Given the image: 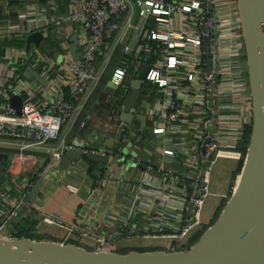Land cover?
Wrapping results in <instances>:
<instances>
[{"label": "built area", "instance_id": "1", "mask_svg": "<svg viewBox=\"0 0 264 264\" xmlns=\"http://www.w3.org/2000/svg\"><path fill=\"white\" fill-rule=\"evenodd\" d=\"M237 14L235 0H69L64 12L54 0L7 6L0 18V40H8L0 53V136L19 141L20 148L39 146L55 161L68 148L106 156V161L98 160L90 176L94 207L103 208L90 227L35 207L34 198L26 201L32 177L0 180V238L14 237L8 225L28 207L37 221L62 231L58 242L89 239L80 245L84 250L113 251L121 247L119 239L156 237L168 240L164 251L189 247L211 194L215 162L239 157L238 146L251 125ZM140 16L144 22L130 48L127 41ZM33 32L43 37L37 44L30 41L25 52V36ZM71 33L76 58L68 49ZM44 39L55 45L41 49ZM25 66L44 83L24 76ZM132 70L143 73L141 86L146 83L147 105L128 109L143 113L142 130L135 119L125 122L114 113L104 130L112 136L110 145L89 130L76 134L82 145L73 144L62 127L77 118L99 80L111 81L108 94L121 100ZM11 93L20 97V113L8 102ZM84 124L78 121L79 127ZM31 159L22 151L12 157L20 163ZM99 185L103 188H91Z\"/></svg>", "mask_w": 264, "mask_h": 264}, {"label": "water", "instance_id": "2", "mask_svg": "<svg viewBox=\"0 0 264 264\" xmlns=\"http://www.w3.org/2000/svg\"><path fill=\"white\" fill-rule=\"evenodd\" d=\"M235 2L250 90L251 125L242 178L216 219L189 247L174 251H89L50 240H35L29 237L0 238V264H264V0ZM142 23L143 17L140 16L137 27L132 30L127 41L128 47H133ZM52 35L53 33H50V36ZM42 37L39 32L27 34L24 39V51L27 52L30 41L37 44ZM75 47L76 36L71 33L68 49L72 58L78 56ZM27 59L28 57L26 61ZM23 74L44 83V79L29 66H25ZM141 83L140 78L129 79V90L121 100L107 96L109 102L114 101V113L118 118L125 122L135 119L138 131H141L144 125V115L141 111L132 113L128 109L135 105ZM111 90L112 83L107 81L101 88V93H111ZM8 102L16 113L21 112L19 95L11 93ZM108 122L111 123V119L106 121ZM83 127L80 126L79 135ZM90 127L95 130L91 131L93 135L99 132L102 142L110 145L112 136L105 133V126L90 123ZM73 159H81L93 166L98 160L106 161V156L68 148L58 161L48 159L26 194V201L33 200L34 189L50 167L59 165L60 168H65ZM3 166L0 165V172L4 171Z\"/></svg>", "mask_w": 264, "mask_h": 264}, {"label": "crops", "instance_id": "3", "mask_svg": "<svg viewBox=\"0 0 264 264\" xmlns=\"http://www.w3.org/2000/svg\"><path fill=\"white\" fill-rule=\"evenodd\" d=\"M25 0H0V18H2L3 13L7 6H19L21 2ZM50 3H53V0H45ZM58 4V10L61 12L66 11V5L69 0H54ZM94 91L90 93L88 96L92 95ZM101 92V90H100ZM105 96H109L110 94L104 93ZM87 97V100H88ZM97 102V97L94 98L93 105ZM81 116H84L85 118L89 119L94 125L95 118H92L91 114V107L89 106L86 110L83 108V110L79 113L77 118L75 120L70 119L67 124H65L62 127V132L68 130V138H75L76 134H78L77 123L80 120L79 118ZM112 117H109L105 120H110ZM83 120V119H82ZM97 126V125H96ZM21 144L17 140H11L8 139L6 136H0V165H4V171L0 173V180H3L4 183H6L7 180L12 179H19L18 181L22 182L26 179L33 178V181L38 176V174L43 169L45 163L49 159L47 157V154L43 151V149L39 146H26L20 148ZM22 151L28 156H32V159L28 162H17L13 161L12 157L14 153ZM225 159V160H233L230 158H224L220 157L217 159ZM217 161L214 164V167L212 169V174H214L215 169H217ZM38 165L36 169L33 165ZM60 168L59 165H56L55 167H50L40 179L38 185L36 186V193L34 194V200L33 205L35 207H40L45 211L52 212L58 216H60L63 219H74L75 217L77 219H80V224L82 226L90 227L95 221L96 218H101L103 215V208L98 206V209H96L94 206L96 205L93 201L97 197V194L90 193V176L94 172H91L89 177L84 178L83 174H75L79 170H83L82 168L73 167ZM28 171V172H27ZM35 173V174H34ZM75 174V175H74ZM213 178V176H212ZM65 183H69V185H72L76 187L75 191H70L69 188L66 186ZM210 183V191L211 194L207 197L202 210V218L201 221L204 222L205 219L208 217L211 209L212 203L215 200L214 197L217 196L218 191H220L217 186L211 185ZM65 193V196L59 195V192ZM221 193V192H219ZM69 194L68 196H66ZM103 197H105L104 194H102ZM100 198V196H99ZM80 206V207H79ZM79 207V208H78ZM95 210V212H93ZM21 216V213L13 217V220L18 219ZM36 219V218H35ZM8 231L11 234L12 233V225L11 221L8 225ZM34 236L32 239L35 240H50V241H60V238L62 236V231L52 225L47 223H42L35 221V224L33 225V231ZM13 236V235H12ZM70 240H73L74 246L80 248L81 244H88L90 242L87 238H73L69 237ZM142 238H133L130 240H122L119 239L117 243L120 244L121 247L118 248H125V247H148L146 249H156V250H162L164 245L162 244L161 240L163 238H153L155 241L147 240L148 242H144L140 240ZM143 242V243H140Z\"/></svg>", "mask_w": 264, "mask_h": 264}, {"label": "rangeland", "instance_id": "4", "mask_svg": "<svg viewBox=\"0 0 264 264\" xmlns=\"http://www.w3.org/2000/svg\"><path fill=\"white\" fill-rule=\"evenodd\" d=\"M143 20H144V18H143ZM136 23H137V21H136ZM240 36H241L240 41H241V45H242V52L244 53V45H243L241 32H240ZM48 45L54 46L55 44L52 41H50L49 39H44V40H42L40 42L39 47L41 49H43V46H48ZM119 48H120V46H119ZM119 52H120V50L118 49L117 53L119 54ZM116 56L117 55H115V57L113 58L111 64L113 62H115V60H117ZM245 67H246V64H245ZM136 107H138V104H136ZM83 120H84V117H83ZM93 122H95V124L97 126H102V127L107 124L106 122L99 121L98 119H95V121H93ZM84 123L85 124L83 125L84 127H83V130H82V133L86 132L88 130L92 131V132H95V130L89 128V124H90L89 119L85 118ZM110 126H111V124H108L106 127H110ZM77 127H79V126L77 125ZM79 129H80V127H79ZM101 139H102V136H101ZM248 140H249V137H248ZM71 142L73 144H76V145H82V139L81 138H77V139L71 138ZM247 144H248V141H247L246 145H244V142L242 141L240 146L244 145V151H242V149L240 150V155H239V157L237 159H233V160L219 159L217 161V169H215L214 174L211 175V182H212L211 185L217 186V188L220 191H218L217 196L214 197L215 200L213 201L214 203H212V205H211V209H210V213H209L208 217L205 219L204 222H201L200 226L197 229H195V231L192 234V236H190L191 237L190 242H189L190 244H192L199 237V235L202 233V231L210 223H212L216 219V217L218 216V214L221 212L222 208L224 207L227 199L230 197L231 193L233 192V190L235 188V185H236V181H237L238 175L240 174V172L242 170L241 167H242L243 160H244V157H245V154H246ZM129 152L131 154H134L133 150H129ZM33 166H35L34 169H36L38 165H36V163H35V165H33ZM73 167H77V168H82L83 167V170H79L75 174H77V173L78 174H83L84 178L89 177L90 173L94 172L95 169H97L96 166L95 167L94 166H90V165H88L87 163H85L82 160L76 161V163L72 166L71 169H73ZM212 176H213V178H212ZM19 179H15V180L18 181ZM91 188H103V186H101V187H100V185L98 187L91 186ZM219 192H221V193H219ZM59 195L65 196V193H63V191H62V192H59ZM68 195L69 194H67L66 196H68ZM23 211H26V210L22 207L16 213V215H18V213L20 214ZM60 240H61V238H60ZM67 240H68L67 242L73 243V240H70V239H67ZM140 240H142L144 242H148L147 240L155 241V239H140ZM161 242L164 245L165 243L168 242V240L167 239H162ZM140 243H143V242H140ZM146 248H148V247L146 246V247L116 248L115 250H113L111 252L123 253V252H126L128 250H136V251L156 250L154 248L153 249H146Z\"/></svg>", "mask_w": 264, "mask_h": 264}, {"label": "trees", "instance_id": "5", "mask_svg": "<svg viewBox=\"0 0 264 264\" xmlns=\"http://www.w3.org/2000/svg\"><path fill=\"white\" fill-rule=\"evenodd\" d=\"M4 43H8V40H4L1 39L0 40V53L2 51V46ZM116 63L113 62L111 64V66H114ZM131 77L134 78H140L143 79V73L141 71H135L132 70L131 72ZM105 78L106 77H102L99 82L97 87L95 88L94 92L92 93V95L90 96V98L88 97V100L86 101L85 105H84V109L86 110L89 106L92 107L94 98L97 96V94L100 92L101 88L103 87V85L105 84ZM128 79H126L125 83L128 84ZM146 87V83L143 82L140 90L141 93L144 92V88ZM84 116H81L79 119L82 120ZM78 124V123H77ZM249 132L250 129L248 128L245 135L243 136L242 141L244 142V145H246L247 141H248V137H249ZM242 143V142H241ZM244 145L242 146H238V149H242V151H244ZM213 173V172H212ZM210 183H211V177H210ZM26 211L21 212V216L16 219L11 221V225H12V233L11 235H13L14 237H29L32 238L34 236L33 231V225L35 224V215H34V210L28 207H23Z\"/></svg>", "mask_w": 264, "mask_h": 264}, {"label": "flooded vegetation", "instance_id": "6", "mask_svg": "<svg viewBox=\"0 0 264 264\" xmlns=\"http://www.w3.org/2000/svg\"><path fill=\"white\" fill-rule=\"evenodd\" d=\"M142 96L143 94L141 93V90H139V95L135 103H138L141 106H146L147 100L143 99ZM96 97L97 102L91 107L92 118L94 117L99 121L105 122L107 116L112 117L114 115L115 103L114 101L109 102L107 96H105V94H102L101 92H99Z\"/></svg>", "mask_w": 264, "mask_h": 264}, {"label": "bare ground", "instance_id": "7", "mask_svg": "<svg viewBox=\"0 0 264 264\" xmlns=\"http://www.w3.org/2000/svg\"><path fill=\"white\" fill-rule=\"evenodd\" d=\"M245 163H246V156H245V158H244V160H243V164H242V167H241V172H240V174L238 175V178H237V181H236V185H235V188H234V191H235V189L237 188V186H238V184H239V182H240V180H241V178H242V175H243V171H244V168H245Z\"/></svg>", "mask_w": 264, "mask_h": 264}]
</instances>
